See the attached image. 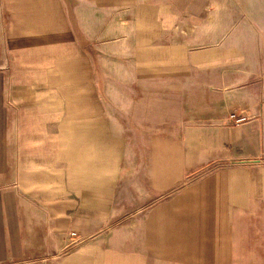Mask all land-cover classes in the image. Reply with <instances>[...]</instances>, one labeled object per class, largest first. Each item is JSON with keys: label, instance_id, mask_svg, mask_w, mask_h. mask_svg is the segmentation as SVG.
Wrapping results in <instances>:
<instances>
[{"label": "crops", "instance_id": "crops-1", "mask_svg": "<svg viewBox=\"0 0 264 264\" xmlns=\"http://www.w3.org/2000/svg\"><path fill=\"white\" fill-rule=\"evenodd\" d=\"M249 5L0 0V264H264Z\"/></svg>", "mask_w": 264, "mask_h": 264}, {"label": "rangeland", "instance_id": "rangeland-1", "mask_svg": "<svg viewBox=\"0 0 264 264\" xmlns=\"http://www.w3.org/2000/svg\"><path fill=\"white\" fill-rule=\"evenodd\" d=\"M252 5H249L251 11L254 15V23L253 27L256 30H263L264 31V0H249ZM239 12H244L242 10L243 6H238Z\"/></svg>", "mask_w": 264, "mask_h": 264}, {"label": "built area", "instance_id": "built-area-1", "mask_svg": "<svg viewBox=\"0 0 264 264\" xmlns=\"http://www.w3.org/2000/svg\"><path fill=\"white\" fill-rule=\"evenodd\" d=\"M229 121H230V123H232L234 125H239V124H242V123L246 122L247 121V117L241 115L238 109H233L231 111L230 116H229ZM71 236L75 237L76 234L72 233Z\"/></svg>", "mask_w": 264, "mask_h": 264}]
</instances>
